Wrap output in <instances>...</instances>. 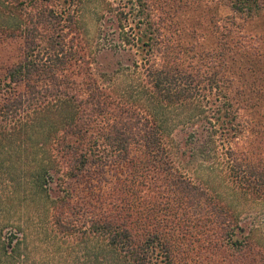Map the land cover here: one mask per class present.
<instances>
[{
  "label": "trees",
  "instance_id": "16d2710c",
  "mask_svg": "<svg viewBox=\"0 0 264 264\" xmlns=\"http://www.w3.org/2000/svg\"><path fill=\"white\" fill-rule=\"evenodd\" d=\"M79 1L0 0V9L7 6L0 39L23 41L22 55L0 77V186L18 178L42 196L60 234L97 238L116 264H186L168 220L177 209L197 221L216 219L234 247L251 244L238 239L244 229L209 190L180 170L162 112L229 89L218 93V111L230 122L222 148L230 179L246 188L255 167L244 165L229 141L250 127L241 117L243 90L231 85L257 69L263 79L255 82L264 88V56L255 46L263 35L246 30L264 22V0H195L234 13L221 20L229 34L219 55L224 64L215 62L218 71L205 80L168 61L171 42L156 0H113L95 52L79 25ZM234 68L243 71L229 72ZM9 202L0 189V204L9 210ZM7 222L0 217V264H25V240L9 235Z\"/></svg>",
  "mask_w": 264,
  "mask_h": 264
},
{
  "label": "rangeland",
  "instance_id": "374dc122",
  "mask_svg": "<svg viewBox=\"0 0 264 264\" xmlns=\"http://www.w3.org/2000/svg\"><path fill=\"white\" fill-rule=\"evenodd\" d=\"M112 1L78 2L79 25L93 52L100 41L104 21L107 17L111 18L108 7ZM156 1L157 11L164 18V32L171 42L169 53L173 58L168 61H173L171 63L181 70L194 73L199 80H205L217 72L214 63L224 64L219 55L226 49L224 45L229 39L221 20L234 15L232 9L223 5L211 7L195 0ZM3 8L0 10L4 11ZM4 20L0 14V21L5 23ZM252 28L253 33L263 35L255 46L264 56V22H252L246 30ZM224 33L227 35L223 36ZM22 50L23 41L0 39V77L18 60ZM116 52L122 53L120 50ZM116 59L119 60L118 57ZM239 71L243 70H229L236 75ZM258 78L263 79V75L257 69L255 74L247 71L243 76L237 75L236 80L233 77L231 85L233 90L236 87L243 90L241 117L249 122L250 127L238 140L229 137L237 157L244 161V165L250 163L255 167V177L245 184L246 188L230 179L229 160L222 148L223 139H228L221 132L230 128V122L224 116V111H218L223 99H219L218 93L223 97L226 91L229 93V89L222 90L219 86L217 93L210 92L198 102H187L185 107L162 112L169 148L180 170L197 185L207 188L214 199L212 202L225 208L235 225L244 229V233L237 236L238 239L251 242L245 248L234 247L216 224V219L199 218L197 221L177 209L176 214H170L168 220L173 222L180 238L181 263L264 264V181L258 179L264 173V88L256 84ZM120 81L126 84L129 79L125 76ZM225 86L230 88L229 83H225ZM18 181L17 178L13 187L10 184L11 188L0 186L1 191L10 197L9 210L0 204V217H7L6 231L9 235H17L25 240V264H116L110 255L108 260L104 256V249L97 238L89 234L73 237L60 234L54 226L51 209L45 208L42 196H35L34 189L26 188ZM185 218L197 221L195 226L188 225Z\"/></svg>",
  "mask_w": 264,
  "mask_h": 264
}]
</instances>
